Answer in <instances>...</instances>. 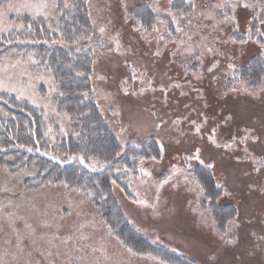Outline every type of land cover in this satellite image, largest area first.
Masks as SVG:
<instances>
[{"label": "rangeland", "instance_id": "rangeland-1", "mask_svg": "<svg viewBox=\"0 0 264 264\" xmlns=\"http://www.w3.org/2000/svg\"><path fill=\"white\" fill-rule=\"evenodd\" d=\"M108 1L106 3L109 7ZM155 1L157 9L165 11L163 0ZM219 3L226 21L232 20L239 7L247 5L245 0H219ZM45 4L47 7H40ZM56 4L57 0H9L0 4V33L22 30L25 18L56 22ZM91 4V0H88L90 11ZM93 5L96 8L92 16L100 21L98 27L104 29L103 32L101 29L96 32L95 39L106 40L107 45L92 48L91 95L102 114L112 122L122 145H138L148 137H154L161 150L160 158L140 161L138 173L128 175L124 180L126 188L113 183L114 196L129 223L152 243L177 254H184L201 264H264V160L261 159V154L264 155V109L259 105L261 103L251 99H240L242 103L249 104L248 107L237 103L230 105L233 112L226 104L236 102L235 99L226 100L221 105V113H215L214 108H211L217 97L215 94L221 75L224 76V83L232 68L237 66L231 60L236 59L240 63V57H234L228 51L227 41L230 44L235 41H229L233 40L230 37L225 40L218 36L232 31L229 24L226 23L215 33L212 31L213 34L206 32L210 38L215 36L216 40H205L217 41L215 49H221L220 44L222 49L215 52L213 44L208 43L212 52L208 50L210 55L203 53L196 59L199 68L196 73L187 63V55L179 53V63L192 71L191 76L194 74L190 86L177 83L170 85L166 83L171 78L167 75L160 79L165 82L163 87L170 85L171 88H179L177 92H187L186 97L181 96V102L193 100L194 105L209 111L208 119H204L195 108V115L189 123L186 117L191 107H179L176 98L180 95L175 92L166 102L173 108L171 114L182 116L185 121L181 123L184 127L180 125V128L176 126L172 129V122L168 120L170 108L163 103L165 100L156 88L160 86V80L156 86L152 83V73L156 69L152 70L149 60L139 56L133 40L130 44L129 33L122 32L116 26L114 16L111 13L107 16V10L102 7L103 2L94 0ZM247 6L252 15L248 19L245 15L244 41L240 45L255 43L258 54L264 59V0ZM213 7L211 17L206 19L208 27L214 24L213 17L216 14ZM203 9L205 12L208 10L204 3ZM187 20L188 17L181 13L174 18L178 29ZM112 22L114 30H109L106 25ZM201 23L200 26L208 30ZM141 34L143 38L151 34L150 40L154 45L172 38L165 25L164 29L154 28L150 32L142 29ZM257 35L260 39L256 38ZM145 47L148 51L151 48L149 45ZM242 51L245 54L247 50ZM214 57H224V61L218 63V66L216 61L209 64ZM35 62L33 55H3L0 58V82L3 84L0 91L10 93L41 110L49 125V136L53 139L55 129L62 135L67 134L72 121L56 112L55 104L59 94L53 75L50 71L35 70ZM162 62L168 65L167 58L164 57ZM233 84V88L252 94L254 100L263 101L264 79L255 90H250L242 82ZM199 86L204 90L199 91L196 88ZM188 88L193 92H189ZM203 93L208 94L211 106L209 103L206 105ZM227 112L233 117H229ZM176 120L178 122L179 118ZM164 121L169 124H162ZM243 125L254 127L255 133L249 131L246 136L243 135ZM186 127L191 129H185L188 133L182 135V128ZM242 137L246 138V149ZM209 142L217 147H211ZM197 149L199 159L195 158ZM242 154L244 163L234 160L242 158ZM197 163L213 167L216 165L215 168L219 169L216 171L217 176L219 179L222 174L225 176L229 190L226 189L228 199L225 201H230L234 196V202L240 207L239 218L229 224L224 233L216 230L209 210L203 209L199 203V186L192 173V167ZM88 165L93 169L104 166L96 160H91ZM141 169L150 175H145ZM35 174V168L15 173L0 168V261L3 264H171L154 255L129 253L128 247L113 235L86 192L63 184L25 189V179ZM161 181L167 182L161 184ZM222 183L224 186L223 180ZM227 240L236 242L228 244Z\"/></svg>", "mask_w": 264, "mask_h": 264}, {"label": "trees", "instance_id": "trees-1", "mask_svg": "<svg viewBox=\"0 0 264 264\" xmlns=\"http://www.w3.org/2000/svg\"><path fill=\"white\" fill-rule=\"evenodd\" d=\"M8 1L0 0V4ZM106 1L101 0L104 4L102 7L107 10V16L110 13L114 16L116 26L122 32L129 33L130 44L133 40L139 56L143 60H149L152 70L156 69V72L152 73V83L155 86L158 84L156 82L166 75L171 77L166 82L170 85L177 83L190 86L194 74L191 76L192 71H188L183 64L179 63V53L187 55L185 57L187 63L194 72L199 70L196 59H199L203 53L210 55L212 52L208 43L213 44L215 52L222 49L220 43L221 49H215L218 44L215 36L210 38L206 32L215 33L229 24L232 31L218 36L225 40L231 38L233 40L229 41H235L231 44L227 41L228 51L234 57H240V63H237L236 59L231 60V63H236L237 66L234 64L235 66L226 76L224 83H222L224 76L221 75L220 83L217 84V94H215L217 97L213 100L214 105L211 106L208 102L207 93H203L205 103L206 105L209 103L215 113H221V105L228 99L236 100V102L230 101L226 104L232 112L230 105L236 103L242 105L244 104L241 102L243 99L257 101L264 109L262 105L264 99L263 101L254 100L252 94L244 93L236 87L233 88V83L242 82L250 90H255L261 86L264 79V59L258 54L256 44L240 45L241 41H244L243 24L246 18L252 15L247 5L261 3L262 0H245L247 5L239 7L234 12L232 20L227 21L223 19L220 7H217L220 5L219 0H190L189 2L163 0L162 2L165 3L163 12L157 9L155 0H109V7ZM122 2L123 8H121ZM91 3L92 11L88 6V0H57L58 19L56 22L47 23L41 18H25V26L22 30L0 33V58L7 53L33 55L36 58L34 69L50 71L53 75L59 94L55 104L56 112L69 117L72 121L71 129L67 134L62 135L55 129L52 139L48 133V122L41 110L10 93L0 91V168L12 173L35 168V176L25 179V189H36L46 184H63L68 188L86 192L102 214L113 235L135 253L151 254L171 264H201L184 254H177L164 246L152 243L140 235L129 223L114 196V182L126 188L124 180L128 175L138 173L140 161L153 159V157L160 158L161 150L154 137H148L138 145L131 143L122 145L112 127V122L102 114L91 95L92 48L107 45L106 40L97 41L95 39L96 32L101 28L98 27L100 21L93 18L96 8L93 5L94 0H91ZM203 3L208 8L206 12L203 9ZM212 7L216 15L213 17L214 24L208 27L209 23H206V19L211 17ZM180 13L186 15L188 20L178 29L174 18ZM198 18L203 22L201 25L205 24L208 30L200 26ZM164 25L172 35L171 39L165 36L167 40L162 43L159 41L154 45L150 40L151 34L147 35L148 38L142 37V29L150 32L154 28L164 29ZM106 26L109 30H114L113 22ZM206 38L215 39L212 40L215 42H207ZM256 38L260 39V36L257 35ZM176 42L177 47L173 48ZM146 45L151 47L149 51L145 50ZM244 49L247 51L242 54ZM164 57L167 58L168 65L162 62ZM214 61L218 66V63L224 61V57L220 59L214 57L208 63L214 64ZM164 83L160 80V86L156 88L168 108L170 107L166 101H169L176 92L180 95L176 98V103L180 104L179 107L188 108V105L191 107L186 117L189 123L195 115V108L202 114L201 118L208 119L207 109L194 105L193 100L180 101L182 97H186V91L177 92L179 88H171L170 85L167 88L163 87ZM196 88L200 89L199 91L204 90L200 86ZM188 90L193 92L190 88ZM171 109L173 108L168 110L170 113L168 120L172 122L171 127L172 129L176 126L180 128L185 119L183 120L182 116L174 113L171 114ZM227 113L229 117L232 116L230 112ZM177 118H179L178 122ZM162 124L167 125L169 122L164 121ZM242 128H244L243 135L245 136L249 131L255 133V128L249 125H243ZM185 129L190 131L191 127L182 128V135L188 133L184 131ZM172 138L175 139L174 136ZM245 140L246 138L242 137L244 149L248 148ZM208 144L213 148L217 147L210 142ZM241 156L242 158H234V160L244 163L245 158L243 154ZM261 159L264 160L262 154ZM91 160L103 163V168H90L88 164ZM215 166L209 167L207 164L197 163L193 165L192 173L199 186V203L203 209L209 210L216 230L224 233L228 225L239 218L240 207L234 202V196L230 198V201H225L228 199L225 176L221 173L222 177L219 179L216 173L219 169Z\"/></svg>", "mask_w": 264, "mask_h": 264}, {"label": "snow or ice", "instance_id": "snow-or-ice-1", "mask_svg": "<svg viewBox=\"0 0 264 264\" xmlns=\"http://www.w3.org/2000/svg\"><path fill=\"white\" fill-rule=\"evenodd\" d=\"M54 6V5H53ZM222 5H217V7H221ZM9 7H11V5H9ZM40 7H47V5L45 4V5H41ZM104 31V29L103 28H101V32H103ZM241 43H243V41H241ZM209 71H211V68L209 69ZM3 86V84H2V82H0V87H2ZM233 90H235V89H233ZM197 131H199V126H197ZM210 139H212V138H210ZM212 142L213 143H216V141L214 140V139H212ZM117 155H119V153H117ZM196 159H199V149H197V156L195 157ZM141 159H143V158H141ZM153 159H155V157H153ZM83 162V161H82ZM209 167H211V165H209ZM141 171L142 172H144V169H141ZM144 174L145 175H150V173H147V172H144ZM167 181H161V184H163V183H166ZM115 183V182H114ZM141 203H143V201H141ZM236 241L235 240H227L226 241V243H228V244H234ZM121 243H123L122 241H121ZM127 251L129 252V253H131V254H133V255H136V253H134L133 252V250L131 249V248H128L127 249ZM149 255H151V254H149ZM0 264H3V261H0Z\"/></svg>", "mask_w": 264, "mask_h": 264}]
</instances>
